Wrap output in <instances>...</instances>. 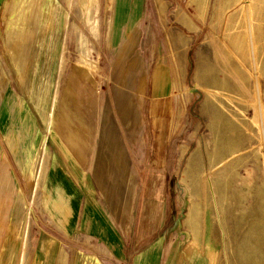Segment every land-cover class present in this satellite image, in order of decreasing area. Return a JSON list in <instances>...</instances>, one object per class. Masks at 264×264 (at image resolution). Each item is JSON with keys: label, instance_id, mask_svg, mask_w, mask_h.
Here are the masks:
<instances>
[{"label": "rangeland", "instance_id": "1", "mask_svg": "<svg viewBox=\"0 0 264 264\" xmlns=\"http://www.w3.org/2000/svg\"><path fill=\"white\" fill-rule=\"evenodd\" d=\"M67 12L64 61L56 79ZM137 13L134 26L131 17ZM111 17L124 28L116 26L110 43ZM2 22L12 36L3 33ZM0 27V205L8 201L0 221L2 264H264V0H72L71 11L66 0H0ZM129 34L133 43L121 55L124 65L129 63L122 73L115 68V76L123 74L131 89L149 64V73L157 62L164 73L161 92L134 101L138 125L130 97L116 93L138 147L123 132L112 96V65ZM11 75L27 76L30 91L15 85L21 95L11 94ZM93 83L96 97L89 90ZM55 92V106L66 96L89 127L93 118L96 130L100 119L99 138L95 131L88 147L80 137L69 139L78 123L67 125L58 106L50 131ZM114 132L124 142L128 165L122 158L123 165L109 172L101 147L110 151L106 156L116 151ZM99 139L97 161L107 168L104 176L96 172L114 195L111 207L93 175ZM43 142L47 177L33 193L31 174ZM60 150L86 161L73 166ZM57 170L78 199L67 211L65 228L55 218L59 212L52 217L40 210L44 198L47 206L68 208L62 190L52 199L57 204L45 193L46 187L53 192L48 174ZM126 188L129 195L118 205ZM131 191L138 212L136 227L128 231L123 220ZM87 209L103 217L111 240L100 224L91 223L94 231L87 228ZM26 212L23 247L17 228ZM183 245L186 256L169 262V251Z\"/></svg>", "mask_w": 264, "mask_h": 264}, {"label": "crops", "instance_id": "2", "mask_svg": "<svg viewBox=\"0 0 264 264\" xmlns=\"http://www.w3.org/2000/svg\"><path fill=\"white\" fill-rule=\"evenodd\" d=\"M72 10V9H71ZM140 17H141V14L139 15L138 13L136 14V19L134 18V17H131V21H134L133 22V25L134 26H136L135 24H136V22H139V19H140ZM65 19V18H64ZM110 19H111V24H110ZM109 19V26H108V28H107V36H106V40L107 41H109L110 43H111V41H110V39L112 40V38L111 37H113V34H115V32L116 31H114L113 32V30L116 28V26L118 25V28L120 29V30H122V28H124V25L122 24V23H120L119 21H118V23H114L115 22V20H114V17H111ZM88 22H89V19H88ZM64 23H65V20H64ZM63 23V26H62V34H63V28H64V24ZM1 25H3V33H5L6 34V37L7 36H12V34H13V31H12V28L10 27V25H8V24H4L3 22L1 23ZM31 26V25H30ZM1 28V27H0ZM91 30H92V27H91ZM98 32V31H97ZM132 33V32H131ZM25 34V33H24ZM98 34V33H97ZM132 34H129L128 35V37L123 41V42H121V44H120V49H119V59H118V63H116V64H113L112 65V69H111V74H112V76H111V80L113 79V89H112V96H113V100H114V105H115V107H116V113H117V115H118V121H119V124H120V126H121V128H122V130H123V132H125V135H126V137H129V139L131 140V143H130V145L132 146H136V147H138L136 144H135V141L133 140L134 139V137H131L130 135H129V133L127 132V129H126V127H125V124H124V121H123V118H122V113H120V111H119V106H117V102H116V93L118 92V93H121V94H127V96H129L130 97V99H129V102H130V105L132 106V111H133V114H134V116H135V118H137V125H138V116H137V114H135L136 113V107H135V100H139L140 102L142 101L143 102V100L144 99H147L148 97H149V95L151 96V98L153 99V96H154V94L155 93H159V91H160V87H159V85H160V83L162 82V77H163V75H164V73L163 72H161V65H158L157 63L154 65V68H153V70H152V72L151 73H149V71H148V69L151 67V65L149 64L148 65V67H146L145 66V69H142L141 71H140V73L137 75V77L135 78V75L133 76L132 75V79L133 78H135V81H134V84H133V86H132V88L130 89L129 87H128V84H127V82H126V80H125V78H123V74H121L119 77L118 76H115V74H114V71H115V68H117V67H121V73L127 68V65H128V63L129 62H126L125 63V65H124V63H123V58H122V53L125 51V50H127V46H129V45H131L133 42H132ZM66 37H67V33H66ZM61 40H62V38H61ZM83 45H85V43L84 42H81V48H82V50L85 52V51H87L88 50V48H87V46L85 45V46H83ZM40 46H42V44H40ZM63 46H66V38H65V40H64V45H63V40H62V46L61 47H63ZM3 49H0V51H2ZM64 50H65V48H64ZM60 51H62V48H61V50ZM65 52V51H64ZM85 57V56H84ZM89 61V58H87V62ZM35 65H33V66H31V67H34ZM159 68V69H158ZM97 69V68H96ZM159 73V75H158V79H155V77H157V76H155L156 74H158ZM27 77V76H26ZM26 77H25V79H24V77L23 76H12L11 75V94H13L15 97H19V95H21L20 93H18L17 91H16V88H15V85H19V87H20V89H21V92L22 93H26L25 91H26V89H25V87L26 88H28V77H27V80H26ZM127 77V76H126ZM164 82V81H163ZM162 82V83H163ZM120 85V86H119ZM93 87L95 88V84L93 83L92 85L90 84L89 85V90H90V92L93 94V96L94 97H96L95 96V91H96V88H95V91H94V89H93ZM27 90H29L30 91V89L28 88ZM161 92V91H160ZM66 94V93H65ZM149 94V95H148ZM24 95V94H23ZM163 95H165V94H163ZM92 100V99H91ZM86 105V104H85ZM135 110V111H134ZM70 111H71V115H70V113H67V114H64V117H65V122L67 123V125H76V123H78L77 125H76V127H77V129H75V130H77L76 132H74V133H72V134H69L68 135V137H69V139L71 140L72 139V136L73 137H75V139H82V141L83 142H85L87 145H85V147H88V144L90 145V143L92 144V142H91V138H90V136L91 137H93V135L92 134H94V132H95V135L96 136H98V138H99V134H98V132H99V126H98V122L100 121V119L98 118V122H97V129L95 130V128H94V126L92 125L93 124V118L90 120L91 122H92V124L90 125V127L88 126V122H86V120L84 119V117H83V115L79 112V111H76L75 110V112H73L72 110H71V108H70ZM153 113V112H152ZM95 119V121H96V118H94ZM109 121V120H108ZM110 122V121H109ZM111 125V124H110ZM71 128V127H70ZM73 128V127H72ZM79 128V129H78ZM74 129V128H73ZM113 129V128H112ZM114 131V130H113ZM136 131H139L138 130V128H136ZM115 134H116V139H117V141H118V145H117V147H116V151L114 152L113 151V153L112 154H110V155H105V153L107 152V148H105V147H101L102 148V151H103V158H104V160H106V162H107V165H108V168H109V172L111 171V169H114L118 164H119V167H120V165H123V160H122V158L126 161L125 162V164L126 165H128V159L125 157V155L123 154L124 153V147L122 146V144H124V142L122 141V140H119L118 139V136H117V133L116 132H114ZM94 135V136H95ZM80 137V138H79ZM80 139V140H81ZM76 141H78V140H76ZM99 142H100V139H99V141H98V144H97V153H96V159H95V169H94V171H93V175L96 177V179L100 182V185H101V189H102V191L104 192L103 194H104V196L106 197V200L108 201V204H110V207H111V205L114 203L111 199L114 197V195H110L109 193H107L106 192V189H104V183H103V181H102V176H100V175H98L97 174V170L99 171V174H102L103 176H104V173H105V170L104 169H106L107 167H105L104 165H103V163L101 162H98L97 160H99L100 158H98V151H99V149H100V145H99ZM66 143V142H65ZM73 143V142H72ZM64 144V143H63ZM145 144H146V138H145V133L143 132V146H142V149L144 148V146H145ZM152 144H154L153 142H152ZM72 146L74 145V144H71ZM58 147H59V149L61 148V150L63 149L62 147H61V145H57ZM64 146V145H63ZM140 146V145H139ZM65 147V146H64ZM79 148H81L80 146H79ZM60 150V151H61ZM118 150L119 151H121L122 153H121V155L118 153ZM109 151V150H108ZM110 152V151H109ZM109 152H107V153H109ZM61 153L62 154H64L65 153V155L64 156H66V158L64 159V162H65V160L67 161V162H69L70 164H72L73 166H76V165H78L79 163H81V162H85L86 160L85 159H83V158H77V157H75V156H73L71 153H70V151L68 150V152H66V151H61ZM53 156H55V155H53ZM56 158V157H55ZM107 158V159H106ZM57 160V159H56ZM85 160V161H84ZM142 160V157L141 158H139V160H138V162L140 163V161ZM58 161V160H57ZM53 163V162H52ZM125 166H123V168H124ZM126 169H127V166L125 167ZM127 176H129V178L131 179V181H132V177H131V173H130V170H128V172H127ZM48 175H50V177H51V179L53 180V185H52V189H53V192H51V191H49L48 190V188L46 187L45 188V193H46V196H47V198H49V200H51V201H55V200H52V199H55L56 197H57V194H59V193H62V191H63V193H64V196H65V199H66V201H65V203H66V205L68 206V208L66 207V209H65V207L64 206H62L61 204H59L58 206H53L51 203H49V205L47 206V201H48V199H45L44 198V200L42 201V204H41V206H40V210H42V212L44 211H49V213H50V216H52V217H55V213L56 212H59L60 214H61V217H55L57 220L58 219H61L62 221H63V227L65 228V227H67V224H65V222L67 221V219H68V217H67V215H68V212L67 211H69V210H73V208L75 207V205H76V203H77V201L76 200H78V199H76V195H75V192L73 191V189L69 186V183L67 182V180H66V178L63 176V173L60 171V170H57V171H55V172H50ZM98 175V176H97ZM110 175V174H109ZM82 177H83V175H82ZM99 178H101V179H99ZM48 180V179H47ZM8 186V185H7ZM6 185H5V187H6V189H9V186L7 187ZM60 190V191H59ZM62 190V191H61ZM133 191V190H132ZM131 191V193H130V196L128 197V205H127V208L125 209V217H124V222L126 223V224H128V231H129V228H130V226L131 225H133V226H135L136 227V214H137V212L138 211H135V209L133 208V206H132V203L135 201V199H136V193H133ZM42 194V193H41ZM8 197H7V199H9V196H11V189H10V191H8L7 192V194H6ZM129 195V193H128V190H127V188L125 189V191L124 192H122V190H120V192H119V195L117 196V198H118V200L116 201L117 202V204L119 205V204H124V201L126 200V198H127V196ZM60 197V196H59ZM110 197V200L108 199ZM56 202V204L57 203H60L59 202V200H57V201H55ZM121 202V203H120ZM132 202V203H131ZM7 203H8V201H7ZM7 203H3L2 205H0V221H1V223L3 222V220H2V218H1V213H3V212H5V210H6V208L5 207H7ZM44 206V207H43ZM50 206V207H49ZM55 207V208H54ZM137 207V206H136ZM91 208V206H89L88 205V209H90ZM2 209H4V210H2ZM87 209V214H88V220L86 221L87 222V228L89 229V230H91V231H94V229H93V227H91V225L93 224V225H95L94 224V222L96 223V225H101V231H102V234H103V237L105 238V239H112V237H111V230L109 229V228H107V225L102 221L103 220V217H101V216H99V214H97V213H93L92 211H90V210H88ZM89 211V212H88ZM40 212V211H39ZM41 214V213H40ZM42 215V214H41ZM56 215H58V214H56ZM43 216V215H42ZM111 216H112V218L113 219H115V220H117L119 223H123V222H121V221H119L115 216H114V214H113V212H112V210H111ZM44 217V216H43ZM138 222H139V218H138V220H137ZM93 222V223H92ZM92 223V224H91ZM51 224V223H50ZM52 225V224H51ZM53 227H55L54 225H52ZM137 228H138V226H137ZM97 233H99V231H96ZM175 244V243H174ZM174 244L172 245V247L174 246ZM172 247H171V250H172ZM174 248V247H173ZM186 245H183V247H182V250L181 249H178V251L177 250H175V251H173L174 253H176V256H173L174 255V253H172L171 251H169V255H168V259H170L169 260V262H172V261H175L176 259H180L181 258V256H186V254L188 253H186ZM124 251H126L125 249H123V253H124ZM6 255V252H2V258L0 259V263L2 262V260H4V257L3 256H5ZM178 255V256H177ZM159 258V257H158ZM2 264V263H1ZM4 264V263H3Z\"/></svg>", "mask_w": 264, "mask_h": 264}, {"label": "bare ground", "instance_id": "3", "mask_svg": "<svg viewBox=\"0 0 264 264\" xmlns=\"http://www.w3.org/2000/svg\"><path fill=\"white\" fill-rule=\"evenodd\" d=\"M66 5H67L68 11H71L72 0H66ZM67 19H68V12L65 14V23H64L65 25H64L63 34H62L63 45H64V40L66 38V33H67V28H66V20ZM64 48H65V46L62 47V51L60 53V61L58 62V67H57V71H56V79L58 77H60V75H61V71H62V67H63V61H64V56H63ZM56 98H57V94L55 92L52 96L53 106H50V108L48 110L47 124H48V127H49L51 132H52L53 124L55 122H57V120H58L56 118H53L54 108L56 106H58V108H60L63 111V112H60V109H58V112L63 114L64 121H65L64 114L71 112L69 102L66 100V96H65V101L61 100L60 103L55 106V104H57ZM88 98H87V94H85L86 106H89V103H90V102H88V104H87ZM88 100L91 101V98ZM73 108L75 110H77L75 103L73 104ZM55 117H57V112H55ZM46 149H47L46 143L43 142L37 156L34 159L33 171L31 174V179H32V183H33V193H35L34 190H36V188H38L41 191V188L44 187L43 184L45 182L43 180H45L47 177V166L45 164ZM47 161H48V159H47ZM211 192H212V190H211ZM212 194L214 196L213 192H212ZM28 227H29V216L26 212L24 217L18 222V228H17V230L20 231V237H22V240H23L22 241L23 247H25V244H26V235L28 232Z\"/></svg>", "mask_w": 264, "mask_h": 264}]
</instances>
